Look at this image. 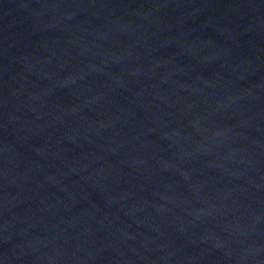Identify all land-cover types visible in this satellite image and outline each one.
Listing matches in <instances>:
<instances>
[{
	"label": "water",
	"instance_id": "95a60500",
	"mask_svg": "<svg viewBox=\"0 0 264 264\" xmlns=\"http://www.w3.org/2000/svg\"><path fill=\"white\" fill-rule=\"evenodd\" d=\"M0 264H264V0H0Z\"/></svg>",
	"mask_w": 264,
	"mask_h": 264
}]
</instances>
